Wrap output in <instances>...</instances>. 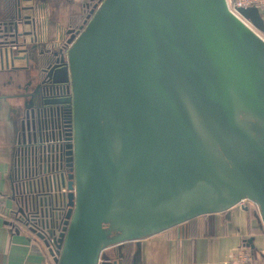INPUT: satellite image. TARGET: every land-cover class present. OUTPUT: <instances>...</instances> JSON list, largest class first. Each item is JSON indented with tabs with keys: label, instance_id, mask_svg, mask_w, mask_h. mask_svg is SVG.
I'll return each mask as SVG.
<instances>
[{
	"label": "water",
	"instance_id": "obj_1",
	"mask_svg": "<svg viewBox=\"0 0 264 264\" xmlns=\"http://www.w3.org/2000/svg\"><path fill=\"white\" fill-rule=\"evenodd\" d=\"M25 1L38 5L19 0L4 23L0 69L20 58ZM239 12L264 33L257 8ZM67 35L48 73L70 86L54 103L72 108L75 131L56 264H118L104 253L243 201L264 225V40L226 0H100Z\"/></svg>",
	"mask_w": 264,
	"mask_h": 264
},
{
	"label": "crops",
	"instance_id": "obj_2",
	"mask_svg": "<svg viewBox=\"0 0 264 264\" xmlns=\"http://www.w3.org/2000/svg\"><path fill=\"white\" fill-rule=\"evenodd\" d=\"M77 6L69 0H38L41 14L37 30L39 44L36 49L23 51L15 67L0 71V264H53L45 245L35 239L24 227L14 224L7 211L16 209L12 199L11 168L16 146L20 140L22 121L26 114V88L33 89L40 82L41 69L70 38L71 16L83 11L84 3ZM65 4L66 6H62ZM72 4V5H70ZM25 7L31 3L24 4ZM66 9V15L59 12ZM4 2L0 0V21L4 19ZM33 16L32 11H24ZM20 24L22 38L27 45L35 31L25 19ZM25 49V48H24ZM251 241V242H250ZM126 245L129 248L126 249ZM129 249L131 264H235L242 250L252 255L253 264H264V225L258 207L251 203L236 205L215 214L200 216L193 221L164 232L124 245ZM104 255L114 261L109 251Z\"/></svg>",
	"mask_w": 264,
	"mask_h": 264
},
{
	"label": "built area",
	"instance_id": "obj_3",
	"mask_svg": "<svg viewBox=\"0 0 264 264\" xmlns=\"http://www.w3.org/2000/svg\"><path fill=\"white\" fill-rule=\"evenodd\" d=\"M226 2L230 12L264 40V33L239 12L242 8H257L264 20V0ZM39 10L40 4L35 6L30 18L35 27L32 35L34 44H39ZM9 40L16 38L10 37ZM18 46L11 48L17 50ZM63 107L51 106L45 114L40 117L36 115L37 129L31 130L26 138L20 137L11 168L12 199L16 209L6 214L14 224L24 227L36 240L44 245L48 242L49 248L45 245L48 253L50 249L55 253L60 251L59 240L65 228L70 209L69 195L72 192L69 183L75 162L74 119L72 108L66 105L65 110ZM246 203L251 202L243 201L241 205ZM57 253L55 257L60 258ZM234 263L252 264L253 257L242 250ZM53 264L56 263L53 261Z\"/></svg>",
	"mask_w": 264,
	"mask_h": 264
},
{
	"label": "flooded vegetation",
	"instance_id": "obj_4",
	"mask_svg": "<svg viewBox=\"0 0 264 264\" xmlns=\"http://www.w3.org/2000/svg\"><path fill=\"white\" fill-rule=\"evenodd\" d=\"M26 3H31L32 5L31 6H28V7H25L24 4H26ZM36 5L37 4L35 2L25 1V2H22L21 7L24 9V11L27 10V11H32L33 12ZM25 8H28V9H25ZM29 8H31V9H29ZM24 11H22V14H23L22 17L23 18L21 20L19 19L20 24H22L24 21H26L25 19H27L28 22L31 21L30 20L31 16H25ZM75 15H77V14H75ZM72 16H74V15H72ZM20 24H19V26H20ZM30 24L33 25L32 22ZM19 30H20V28H19ZM27 33H31L30 36L33 35V31L32 32H27ZM22 40L23 39L20 38L21 44H23L22 43ZM9 41H14V40H9ZM0 42H5V41L1 40ZM31 45L34 46L33 49H36L38 47V45L37 44H34L32 40H31V44H29V45H27V44L25 46H22V45L21 46H18L17 45L18 46V49L15 50V56H18L19 57L20 54L23 51H26V48H28L27 51L30 50L31 47H32ZM59 51H60V49L58 51H56V52H59ZM64 52H66V50H64ZM54 53L51 56V58L44 64L45 66L41 69L40 82L37 83V85L34 86V88L31 89V90H30V88H26V90H25L26 93L23 94L24 97H25L29 93L35 92L37 90V94H36V97L34 99V103H33V106H32V108H34V110H35V116L33 118L32 130L37 129V122H36L37 116H39L41 114H45V112H48V110H49L48 108L49 107H51V106H64L63 108H65V106H66L63 103H55V104L49 105V104L46 103V100L47 99H57L59 101V100H63L65 98H67L70 95V86H69V84H60L58 82H55V81L53 82V81H50L49 80V77H48L49 71H51V69L55 65H58L59 64V61L58 60L61 57V54H59L58 57H55L54 56ZM1 70H3V69H0V71ZM68 107H70V106L68 105ZM65 110H67V109L65 108ZM72 114H73V111H72ZM74 169H75V164L71 168L72 174L74 173Z\"/></svg>",
	"mask_w": 264,
	"mask_h": 264
},
{
	"label": "trees",
	"instance_id": "obj_5",
	"mask_svg": "<svg viewBox=\"0 0 264 264\" xmlns=\"http://www.w3.org/2000/svg\"><path fill=\"white\" fill-rule=\"evenodd\" d=\"M4 2V11L5 16L4 19L0 21V31L4 28V23L8 22H14L18 20V12L20 9L19 0H3ZM100 0H88L86 3H84V8L82 13L74 15L71 17V28L75 30H79V28L84 24V20L88 18V16L91 14V11L94 10L95 6L99 4ZM10 38V37H9ZM8 38V39H9ZM1 41V39H0ZM193 221V220H191ZM189 221V222H191ZM186 222L183 225L189 223ZM41 240V239H40ZM126 249L129 247V245L125 246ZM57 253V252H56ZM49 255L51 256L52 260L54 261V257L52 256L50 250ZM130 255H132V251H128L125 258V264H131L130 263ZM55 262V261H54ZM253 264V263H252Z\"/></svg>",
	"mask_w": 264,
	"mask_h": 264
},
{
	"label": "rangeland",
	"instance_id": "obj_6",
	"mask_svg": "<svg viewBox=\"0 0 264 264\" xmlns=\"http://www.w3.org/2000/svg\"><path fill=\"white\" fill-rule=\"evenodd\" d=\"M64 3H65V1L66 0H62ZM73 5H75V6H77L78 8H77V12H80L81 11V9H80V3L78 2L79 0H69ZM72 4H70V5H72ZM62 6H66L65 4H63ZM66 12H68V10L66 9V7H65V10H63V8L61 9V11L59 12V15L60 14H62L63 15V17H64V15H66ZM4 13H5V11H4ZM3 13V15L5 16V14ZM82 13V12H81ZM3 16V17H4ZM67 16V15H66ZM68 17V16H67ZM58 100L57 99H47L46 100V103L47 104H55L54 102H57ZM129 248V247H128ZM124 250H125V247L123 246V247H118L117 249H112V253H110L111 251H109V253H108V255H110V257H112L113 259H115L114 261H117L118 262V264H125V256H122L121 255V252H124ZM129 251V249L126 251V254H127V252ZM132 251V250H131ZM132 253H133V251H132ZM130 263H131V255H130Z\"/></svg>",
	"mask_w": 264,
	"mask_h": 264
}]
</instances>
